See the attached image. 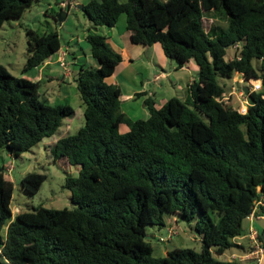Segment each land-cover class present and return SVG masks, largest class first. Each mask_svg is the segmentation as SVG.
<instances>
[{
	"label": "trees",
	"instance_id": "1",
	"mask_svg": "<svg viewBox=\"0 0 264 264\" xmlns=\"http://www.w3.org/2000/svg\"><path fill=\"white\" fill-rule=\"evenodd\" d=\"M34 1L0 0V28ZM82 9L99 66L81 64L76 77L85 123L51 147L55 159L80 166L66 177L76 206L40 205L13 216L4 149L12 155L29 150L55 134L75 108L51 103L41 97L40 79L0 63V264H241L220 255L241 250L235 237L264 200V0H88ZM124 13L135 43L159 42L178 66L191 59L199 65L187 97L173 95L161 106L146 97V118L129 116L121 87L107 80L123 54L98 27L114 26ZM206 16L228 26L213 22L207 29ZM27 32L23 73L62 46L58 30ZM236 72L262 80L260 89L248 91L245 111L224 99L220 77ZM122 123L129 129L122 131ZM46 177L34 170L20 182L36 192ZM174 215L195 219L200 250L176 246L155 254L148 225H164Z\"/></svg>",
	"mask_w": 264,
	"mask_h": 264
},
{
	"label": "rangeland",
	"instance_id": "2",
	"mask_svg": "<svg viewBox=\"0 0 264 264\" xmlns=\"http://www.w3.org/2000/svg\"><path fill=\"white\" fill-rule=\"evenodd\" d=\"M80 1L78 0L77 5L70 10L69 17L63 24L57 19L61 10V3H58L57 0H35L22 16L8 18L0 28V63L6 65L14 74L24 75L22 68L27 58V29L33 28L40 32L50 30L59 31L62 45L65 46L67 43H70L71 50L75 51L77 57H79L77 64H73L74 70H78L81 66L80 64L92 66L88 61V58L90 56L92 57L90 44L85 36L88 30L89 18L82 7L78 5ZM125 16V13L122 14L119 22L123 21L122 19ZM213 22L223 27L228 26V22L224 18L214 16H206L204 18L207 29ZM102 27L107 28L106 25ZM74 34H78L81 40L78 41L77 38L71 39ZM234 50L235 48L230 47L229 54H233ZM162 53L165 55L164 52ZM165 57H167L168 61L161 63L157 53V63L159 64L153 67L150 74L143 68L145 63H149L148 59H145V56L142 57V60L134 64L135 68L140 69L144 75L147 74L148 77L152 78L151 82L153 86H151V83H148V85L152 92L156 90L155 94L158 98L168 91V89H163L164 87L160 84L161 81L165 87H171L172 85L170 77H162L157 80L153 79L155 68L160 70L161 66H163L166 70H169L170 63L175 60L169 56ZM70 58H72V54ZM45 74V78L41 81L40 86L41 97H47L53 104L69 103L75 108V114L64 118L62 125L55 134L44 137L20 155H12L6 148L4 149L1 162L5 165L6 175L14 182L11 203L13 216L20 211L33 210L40 205L58 208L76 206V202L72 199V191L66 185V177L69 174L77 175L80 166L64 163L61 158L55 159L51 147L59 137L76 132L85 123L83 100L77 87V82L73 80L72 76H70L71 83H68L67 79L65 81L63 80V69L60 70L58 66L51 64L46 67ZM48 74L52 76L50 80L47 78ZM32 79L37 80L35 77ZM252 79H246L240 72H236L233 77H220L221 82L226 84L224 99L228 103H232L240 107L242 111H245L249 103L248 91L254 89ZM125 128H128L126 124H122L120 127L123 131ZM34 170L46 173L47 177L38 191L29 192L22 186L20 181L24 174ZM194 223L195 219L191 221L186 219L179 220L174 215L167 217L164 225L149 224L147 237L154 245L155 254L164 255L167 253V250L176 246H190L200 250L202 240L195 229L191 227ZM170 224L176 225L178 228L177 234L170 239L161 240L160 236L167 235ZM244 224L247 229V220H245ZM235 251L241 252L239 249H228L220 257L230 259L231 253ZM236 258H239V256ZM241 264H244V260L242 259Z\"/></svg>",
	"mask_w": 264,
	"mask_h": 264
},
{
	"label": "crops",
	"instance_id": "3",
	"mask_svg": "<svg viewBox=\"0 0 264 264\" xmlns=\"http://www.w3.org/2000/svg\"><path fill=\"white\" fill-rule=\"evenodd\" d=\"M87 1L88 0H81L78 5H83ZM77 2L78 0H76V3ZM60 5L62 20H60L58 17L57 19H59L63 24L69 17L71 9L67 10L62 6V4ZM122 20V23L118 21L112 27L107 26L106 28L102 27L103 25L101 27H98V30L101 29L100 31L108 36L110 44L115 49L121 51L123 54L122 61H120L119 64L116 66L114 72L107 77V80L109 82L117 83L121 87V106L122 109L127 112L129 116L133 118H146L149 116L150 110L145 102V98L151 96L154 98L156 105L161 106L169 97L173 95H178L182 98L187 97L190 84L194 80L199 78V65L194 59L187 61L182 66H178L176 60H173V62L170 63L171 66L169 70H166L163 66H161L160 70L155 68L153 77L154 80L161 79L162 77H170L172 84L171 87H165L164 83L161 81L160 84L164 87L163 89H168V91L163 94L160 98H158L155 94L156 90H153L152 92L151 88L148 85V83H151V86H153V83L151 82L152 78L148 77L147 74L144 75L140 69L134 67V64L139 60H142V57L145 56V59L147 58L149 63H145L143 68L146 72H149L150 74L153 67H156L155 65L159 64L157 63V53L158 57H160L161 63H166L168 61L167 57H165L167 55H163L162 52H164V50L159 42H155L151 45L135 43L132 40L131 31L127 27L126 17H124V19ZM90 25L91 21L89 19L88 28L90 27ZM86 34L87 32L85 33V36ZM75 38H77L78 41L81 40V37L78 34H74L71 39ZM63 50H66L67 52L66 60L68 61V64L66 66L62 65L59 61L60 52ZM71 54L72 58H70ZM78 58L79 57H77L76 52L71 50L70 43H67L65 46L62 45L58 51L54 52L42 64L34 66L23 74L31 79L35 77L36 79H40L42 81L46 75V67L51 64H54L58 66L60 70L63 69L64 81L65 79H67V82L71 83L70 76H72L73 80L77 82L76 77L80 68L78 70H74L73 64H77ZM88 61L93 67L99 66L98 59L93 55L92 57L90 56L88 58ZM47 76V78H49L48 80H50V78L52 77L51 74H48ZM128 129L129 126L128 128H125L124 131ZM261 205L264 206L263 199L258 201V203L255 205L253 214L249 215L246 218L248 227L245 233L235 237V241L241 246V252L235 251L234 253H237L238 255H245L249 253V248H252V250L255 248V245L253 244V239L251 237V232H264V210H262ZM244 264H251V261L244 260ZM261 264H264V252L262 254Z\"/></svg>",
	"mask_w": 264,
	"mask_h": 264
},
{
	"label": "built area",
	"instance_id": "4",
	"mask_svg": "<svg viewBox=\"0 0 264 264\" xmlns=\"http://www.w3.org/2000/svg\"><path fill=\"white\" fill-rule=\"evenodd\" d=\"M61 4L67 10L72 9L74 6L77 5L76 0H61ZM66 54H67V52L65 50H63L60 52V55H59V61L64 66H66L68 64V61L66 60ZM253 84H254V89H260L262 87V80L259 78V81L257 83L253 82ZM258 201H260V200H258ZM258 201H257V203H258ZM253 212H254V209L250 213V215H252ZM177 232H178V228L176 227V225L170 224L168 226L167 235H161L160 239L161 240L170 239V238L174 237L177 234ZM251 237L253 239V244L255 245V248L245 255H238L237 253H231L230 259H235L237 256H239L240 260L241 259L242 260H250L251 264H261L262 254L264 252V245L260 241L257 231H252Z\"/></svg>",
	"mask_w": 264,
	"mask_h": 264
},
{
	"label": "water",
	"instance_id": "5",
	"mask_svg": "<svg viewBox=\"0 0 264 264\" xmlns=\"http://www.w3.org/2000/svg\"><path fill=\"white\" fill-rule=\"evenodd\" d=\"M81 7H82V5H80ZM60 20H62V15H61V12L58 14V16H57ZM262 238H263V240H264V232H263V234H262Z\"/></svg>",
	"mask_w": 264,
	"mask_h": 264
}]
</instances>
